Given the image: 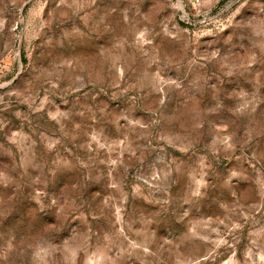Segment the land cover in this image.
<instances>
[{
    "label": "rangeland",
    "instance_id": "rangeland-1",
    "mask_svg": "<svg viewBox=\"0 0 264 264\" xmlns=\"http://www.w3.org/2000/svg\"><path fill=\"white\" fill-rule=\"evenodd\" d=\"M0 264H264V0H0Z\"/></svg>",
    "mask_w": 264,
    "mask_h": 264
}]
</instances>
